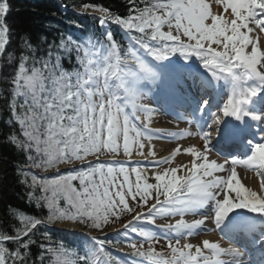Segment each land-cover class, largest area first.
Masks as SVG:
<instances>
[{"label": "trees", "instance_id": "trees-1", "mask_svg": "<svg viewBox=\"0 0 264 264\" xmlns=\"http://www.w3.org/2000/svg\"><path fill=\"white\" fill-rule=\"evenodd\" d=\"M147 7L144 0H0V246L4 264H51L49 253L53 242L59 241L42 226L23 234L35 221L51 222L43 189L46 181L28 169L39 165L48 143L44 122L39 125L38 116H30L26 106L35 109V104L49 97L31 79L38 75L47 80L49 71L57 74L75 64L77 51L67 40L76 39L78 29L88 32L96 23L76 11L105 10L128 19ZM19 86L29 90L28 100Z\"/></svg>", "mask_w": 264, "mask_h": 264}, {"label": "rangeland", "instance_id": "rangeland-1", "mask_svg": "<svg viewBox=\"0 0 264 264\" xmlns=\"http://www.w3.org/2000/svg\"><path fill=\"white\" fill-rule=\"evenodd\" d=\"M179 1H181L182 7L185 8L188 6L187 0ZM172 15V12H158V14L156 13L154 17L150 18V20H146L144 24L142 23L143 25L139 26V28L145 29L146 27H155L154 31L156 34H153V39L158 41L159 43L161 41L163 42V45H151L150 48H146V52L153 55L157 54L158 52H162L169 58L178 56L177 58H183L185 60L187 57H189L190 53L194 52L191 47V41H189L193 40L194 34L193 29L191 28L192 21L190 20V23L188 24L186 23L184 17H175ZM100 17L106 18L107 16L104 15V13H101ZM114 22L120 23L123 27H129L128 23H130L134 28V25L138 23V20L132 17L128 22H124L118 19H116ZM164 34L166 35V38H164ZM182 42H185L186 45H184L183 47L178 46L181 45ZM207 42H211V39H207ZM219 42L221 43V41ZM220 43L216 46H219ZM200 47L203 48V50L205 49L204 46ZM131 51L133 53L132 57L134 59H137L138 55L134 50ZM99 53L98 54L100 56H89L90 68H92L93 71L97 73L96 77L92 79V83L83 82L80 86V89H85L87 94L92 90V88L97 89V94H101L102 92L106 91L103 85V81H107L109 77H106V75L101 76L100 71L103 70L104 65L108 64L109 59L110 62L107 66V70L104 73L109 75L110 73H112L115 66V62L112 63V58L115 52L112 51L111 47H100ZM201 53L204 54L203 52ZM140 55H142V53H140ZM214 59L215 63L220 62L218 59ZM233 64L236 66L239 65L237 61H235ZM125 65H127V67H124V72L126 73L131 71V73L133 74L131 64L128 63ZM109 80L110 82L112 81V79ZM40 81V77H37L35 79V83ZM50 82L51 81H49V83ZM119 87L120 85L116 83L114 89L117 94L120 93ZM122 87L125 88L124 90L126 91V97L129 99L130 92L133 90L134 86L129 85V82L126 81L124 84L122 83ZM18 88L21 89V94L24 95L28 100L29 90H26L20 86ZM107 92L109 93L111 98V96H113L112 92ZM95 102L98 103V100L96 99ZM33 103L35 104L37 102L33 100ZM35 105V109L29 104H27L26 107H28V113L30 114V116H38L39 125L44 122L43 132L46 133L45 137L49 138V141L47 143L49 149L51 151H57L58 158H69V156L73 153V147L71 146V144L75 145L76 143L73 142V139L75 137V141L77 142V138L75 130L67 123L68 116L65 107V91L62 87L60 78L57 80L53 96L49 100H46L42 105ZM104 107L108 108L103 109L102 114H96V120L98 123H96V121H92V125H95L98 131V151L101 154L107 155H130L133 152V147L137 145V136H134L133 139L129 136H126L129 124L120 115V111L116 108V106H109V104H105ZM105 120H108V123H105ZM119 125L122 126L121 132H117ZM40 133H42V131ZM118 133H120V136L118 135ZM118 138L119 140H123L126 149L122 151L118 149L119 144H116ZM80 140H82L81 137ZM56 161L57 160H54L51 155L46 158V163L44 164L46 166H50ZM44 164H42L41 166L44 167ZM128 176L127 180L129 182L122 184L123 181L120 178L111 185V188H114L118 185L128 204L137 203L139 204V207L148 206L153 198L149 202L146 199L153 197L154 186L147 180L143 181V179L141 178L142 172L131 173ZM69 179L76 180L77 184L81 186L82 190L80 191L79 189H74L72 184L68 183V180L66 179L54 180L53 178H49V180L47 179V182L43 185V189L44 191H46L45 198L48 204L47 209L50 217L52 219H68L74 225V227L80 228V226L78 225L84 224V226L96 228L101 227L100 230L109 229L112 223L107 220L108 216L105 213V211L107 210V205L96 194L97 192L92 187L89 175L85 173V170H82L80 173L70 176ZM131 186H133V188H131ZM73 190H75L76 193H74ZM144 194H146L147 197L143 196ZM132 207L135 208V206L132 205L128 208ZM128 212V209L122 211L121 216H125V214H127ZM69 254L70 251L57 254L54 257L56 264H73L72 260L69 257Z\"/></svg>", "mask_w": 264, "mask_h": 264}, {"label": "bare ground", "instance_id": "bare-ground-1", "mask_svg": "<svg viewBox=\"0 0 264 264\" xmlns=\"http://www.w3.org/2000/svg\"><path fill=\"white\" fill-rule=\"evenodd\" d=\"M252 29L253 32H251L249 36L248 45L246 47L249 50H247V55L252 59H257L256 57H253V55L259 57L256 60V62H258L257 68L264 67V56L263 59H261V55H263L264 53V46H261V44L257 42L255 38V36H257V31L255 30L256 26ZM260 39L263 40L262 36H260ZM157 59H159L160 63L164 61L162 57H158ZM165 62L166 61L161 64L164 66V71H166L167 68L170 69V67L165 64ZM217 68L219 71L224 72V66ZM222 77H224L225 81L227 79L229 80L230 78L227 76L226 72L222 74ZM163 81L167 82V79H163ZM155 91L157 94V89ZM173 109L176 111V105ZM132 114L134 120L137 123H140L139 126H141V128L143 129L142 135L144 136V138H141L139 143L135 147V154H132V157L143 160L146 166H150L152 162L153 164L159 163L158 166H162L165 164L167 156L169 154L172 156L170 158L171 161L164 167L157 171L147 170L145 171V174L146 176L152 178V181H154L155 185H159V183L163 180L167 185H171L173 188H176V203L173 209L176 208V211L179 214L187 215L190 210V205L193 204L192 199L194 197L197 199H204L205 197L207 199L211 198L215 193L214 184L211 183V186L207 188H202L199 185V181H202L203 179H207V184L212 182L213 179L211 176L219 175L220 170L218 168L220 166V158H218L216 153H214L208 146L201 148V145L204 142L207 143L208 139L204 138L202 139L203 141L199 140L193 135V133L189 132L183 126L184 122H176L172 127L176 131H181L182 134L187 138L186 140L182 137L180 140L181 142L176 146V140H178L179 138L177 136L175 137L174 132L167 130V126L154 121L156 112L151 105H149L146 109L140 108L132 111ZM132 114L130 115L132 116ZM220 128H222L220 125H215V128L210 127L208 136L212 135V137L215 138L218 135V132L221 131ZM154 136H173L174 138H176V140L174 142L165 141L163 139L155 138ZM188 150L190 152L185 154V152ZM205 151L206 153L200 158V153L203 154ZM199 158L202 159V162L198 164ZM239 168L241 169L240 161L238 162V165L235 166V170L233 172L236 173L239 178H241V171ZM242 174L244 176V179L239 183L240 188H235L232 194L235 203L237 204L235 206L249 205L253 197L252 193H259L262 189V187L256 186V182L260 179L257 178L254 173H252L251 171L247 172L246 169V172L244 170V173L242 172ZM158 202H156L155 205H158ZM166 204L173 206L172 202H166ZM202 204L204 205V203ZM196 208H201V204H198ZM168 210L169 212H171V209L166 207L165 212H167ZM170 223L176 224V230L180 233L197 230L198 228H207L205 222L201 224L200 221L192 220L190 218L176 217L175 220H170ZM60 226L65 228H72L71 224L64 223ZM165 226L169 227L170 225L166 222ZM187 238L188 237L185 236V239ZM210 239H212L211 234L197 236L196 238H192L189 241L190 243L184 248L180 247L183 246L185 242H188V240H184L183 242H181L179 247L176 248V264H190L192 260L195 261L194 264H236L237 262L235 260L240 261L243 259L239 252H236L233 255L232 260H230L227 256L231 255L227 250L222 253H216L214 257L203 252L202 246L204 244V241ZM214 246L216 247L217 245ZM246 262H241L240 264H244Z\"/></svg>", "mask_w": 264, "mask_h": 264}]
</instances>
